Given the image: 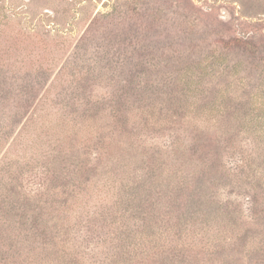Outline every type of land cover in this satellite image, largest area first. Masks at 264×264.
<instances>
[{"label":"rangeland","instance_id":"1","mask_svg":"<svg viewBox=\"0 0 264 264\" xmlns=\"http://www.w3.org/2000/svg\"><path fill=\"white\" fill-rule=\"evenodd\" d=\"M0 73L35 88L0 100V127L11 124L0 165L33 140L50 160L63 158L48 149L51 136L31 133L40 114L54 121L56 110H72L89 125L95 114L115 133L99 144L95 132L76 133L79 158L63 159L75 172L61 183L85 185L43 217L17 218L0 200V264H264V180L251 174L264 172V0H0ZM169 144L179 151L163 153ZM146 154L156 156L160 185L177 172L188 188L171 186V207L157 193L162 203L144 222L100 219L91 170L108 165L127 178L120 164L139 167ZM222 183L240 196L225 213L210 203ZM30 202L34 215L39 198Z\"/></svg>","mask_w":264,"mask_h":264},{"label":"trees","instance_id":"2","mask_svg":"<svg viewBox=\"0 0 264 264\" xmlns=\"http://www.w3.org/2000/svg\"><path fill=\"white\" fill-rule=\"evenodd\" d=\"M4 73V70L1 71ZM0 73V100L2 102H5L6 100L10 99L9 97L12 96V98L16 95H18L21 92L28 91L30 93L33 92L31 87L27 90L28 86L20 87L21 79L22 77H15L14 75H8V74H2ZM19 92V93H15ZM13 98V99H14ZM64 100H62L63 102ZM20 105L21 102H19ZM214 112L213 110H211ZM73 111L70 110L67 115H63V112L61 110H56V116L54 118V121H48L50 119L49 117L42 116L40 114V128H38L39 124L36 123L35 126L33 125V122L36 118L32 117L30 120V123L34 126L35 129L31 132L35 135L36 138H40V135H46L47 137L51 136V139L49 140L48 149L51 147L52 143L55 145L54 152H57L58 155L62 156L63 158L55 159L53 158L50 160L48 158L49 151H45L44 148H41L42 145L38 146V144L33 140L31 142V145H20L21 148L19 151L21 153L15 154L17 156H13L9 158V162H3L2 165H0V181H2V184L0 183V186L5 187L2 193L0 192V200L3 202L4 208H6L7 213L16 216L17 218H25V217H43V210L46 209L47 206H54L58 203V197L59 195H62L63 197H71L69 194H74L76 190H80L82 188V185H85L84 183L80 182L78 180V177L74 180H70V186L65 187V184L63 182L61 183V177H65L63 172L67 171V175H74V171H71L70 168H67L63 161L66 160L68 163L72 161V159L75 157L76 159L79 158V154L76 155L77 151V145L75 144L76 138L75 135L77 132L88 133L90 135V132L94 133V139L99 144L100 142H104L106 139H110L114 137L115 133L112 130V127L108 125V127L105 128L103 126L104 123H100L98 121H94L93 113H90L92 116H90V125L89 121L87 120H77L76 116H72ZM60 115H59V114ZM98 111L96 112V114ZM108 117L106 114L105 117ZM64 118V119H63ZM110 119V118H109ZM52 120V119H50ZM63 121V122H61ZM110 121V120H109ZM113 122V121H112ZM111 122V123H112ZM109 123V122H108ZM27 125V124H26ZM88 126V127H87ZM97 126V127H96ZM37 127V128H36ZM104 127V129L107 131V135L104 134L98 135V132H101L102 130L100 128ZM96 128L98 130H96ZM214 130L216 127L212 126ZM243 132L244 134H249L251 127H249L248 123L243 125ZM27 128L21 130L20 134H23L26 132ZM39 130V131H38ZM213 130V129H212ZM11 131V124L9 122H3L2 127H0V143L2 140L8 138L10 136ZM18 135V138L21 135ZM262 134L264 135V131H262ZM31 135V134H30ZM90 143H93L91 140ZM238 143V142H237ZM176 144V143H175ZM45 146V145H44ZM170 147L167 148L164 146L165 150L163 153H175L179 151L177 149L174 150V144H169ZM25 147V148H23ZM160 147V146H159ZM28 149L30 155L27 157L25 154L26 151L22 153V150ZM43 152L41 154H37L38 151ZM161 148V147H160ZM103 150V149H101ZM104 153V151H103ZM28 155V154H27ZM44 155V156H43ZM76 155V156H75ZM147 155V154H146ZM145 158L146 162L143 163V165L138 167V164H134L133 161H129L126 163L120 164V170L122 172V167L126 169L128 174L127 178H123V175H118L114 168H108V165L106 168L101 170L100 173H98L97 170L92 169L94 174H91L90 177V206L94 204L93 208H102L106 210V214H100L98 215L100 219H110L113 221H116L117 219H126L130 222L131 220H135L136 222L141 221L144 222L146 218H152V208L154 209L156 206L160 205L162 202H157L154 200L157 193L158 194H164L165 198L169 201L168 203H164L171 207V204L173 205V200L171 195H167L169 193V190L172 186V188L178 187L179 192L185 191L188 186L189 182L185 180L183 177H179L181 179H177V176L180 173H171L169 178V184H167L165 187L163 186V183L161 185L159 184V176L155 175L156 172V164L153 165L155 161L152 162V160H155L156 156H149ZM81 158V157H80ZM151 158V159H150ZM144 161V159H142ZM151 160V161H150ZM91 162V160H90ZM264 165V160L262 161ZM76 167V164L73 163ZM72 165V164H70ZM73 166V165H72ZM139 168V169H138ZM243 168V167H242ZM252 168V166L249 168V170ZM96 169V168H95ZM138 169V170H137ZM263 170V169H262ZM95 171V172H94ZM79 172V170H78ZM80 173V172H79ZM242 174L244 171L241 170ZM253 176L257 180H264V172H261L259 167L257 169L252 170ZM169 175V174H168ZM181 175V174H180ZM183 176V175H182ZM246 177V175H244ZM53 178V179H52ZM66 178V177H65ZM174 178L176 179V182H174ZM10 180V182H13V187L7 185L8 183L12 185V183L3 182L4 180ZM116 179V180H115ZM119 179V180H118ZM127 179V180H125ZM54 180H56V184L62 185L64 188H59L54 184ZM40 183L44 184V188H42V193H33L29 189L24 188L25 183ZM239 182V181H238ZM159 184V185H158ZM122 186V187H121ZM72 187V188H71ZM230 187L231 189L237 188L236 186H232L229 183L226 184H220L215 196L212 198L210 203L215 204L218 206L219 211L228 212L229 201H237L240 196L235 194L234 192L226 193V189ZM2 187H0L1 190ZM76 190H72L75 189ZM159 190H158V189ZM3 189V188H2ZM157 190V191H156ZM165 190V193L162 192ZM224 193H220V192ZM173 195V192L170 191ZM77 193V192H76ZM33 194V195H31ZM218 194H221L218 196ZM87 195V194H86ZM85 196V194H84ZM158 196V195H157ZM223 196V198H221ZM159 197V196H158ZM33 198H39V204L34 203L35 208L39 209V212H36L34 215L33 213L30 214L29 204H31L30 200ZM76 198L81 199L82 197L76 196ZM83 199V198H82ZM166 200V201H167ZM225 200V201H224ZM45 205L43 207V205ZM100 205V206H98ZM133 207L139 208V214L143 212L142 217L135 216L136 213L130 212V209H133ZM170 207H165L170 208ZM48 208V207H47ZM49 209V208H48ZM171 209V208H170ZM174 211V209L172 208ZM113 211V213L111 212ZM115 214V216L113 215ZM167 218L171 220L172 211L170 210V213H165ZM45 215H47L45 213ZM92 217V215H90ZM181 215L177 214L174 219L177 220V222H180ZM151 220V219H150ZM193 227V225H192ZM134 245V244H132ZM137 245L135 244L134 247Z\"/></svg>","mask_w":264,"mask_h":264}]
</instances>
